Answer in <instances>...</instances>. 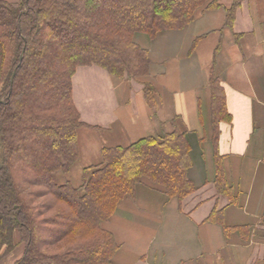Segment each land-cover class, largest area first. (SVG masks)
<instances>
[{
  "label": "crops",
  "instance_id": "0c3cea01",
  "mask_svg": "<svg viewBox=\"0 0 264 264\" xmlns=\"http://www.w3.org/2000/svg\"><path fill=\"white\" fill-rule=\"evenodd\" d=\"M221 2L182 29L137 33L146 75L87 64L73 76L80 157L57 181L80 184L105 147L145 136L176 130L192 146L191 193L171 197L145 177L119 201L106 223L120 243L113 264H264V0L231 16Z\"/></svg>",
  "mask_w": 264,
  "mask_h": 264
},
{
  "label": "trees",
  "instance_id": "16d2710c",
  "mask_svg": "<svg viewBox=\"0 0 264 264\" xmlns=\"http://www.w3.org/2000/svg\"><path fill=\"white\" fill-rule=\"evenodd\" d=\"M241 2L232 0L230 16ZM204 5L222 2L0 0V261L23 243L12 264H113L120 243L106 223L143 178L178 199L196 188L191 143L176 130L105 147L78 185L56 173L80 157L77 68L146 75L150 56L136 34L182 29ZM221 92L213 93L217 106Z\"/></svg>",
  "mask_w": 264,
  "mask_h": 264
},
{
  "label": "rangeland",
  "instance_id": "374dc122",
  "mask_svg": "<svg viewBox=\"0 0 264 264\" xmlns=\"http://www.w3.org/2000/svg\"><path fill=\"white\" fill-rule=\"evenodd\" d=\"M17 1V0H13ZM24 251V244L19 243L18 247L16 248L15 251H13L11 254L7 255L4 257L1 261L0 264H12L17 258L21 257Z\"/></svg>",
  "mask_w": 264,
  "mask_h": 264
}]
</instances>
